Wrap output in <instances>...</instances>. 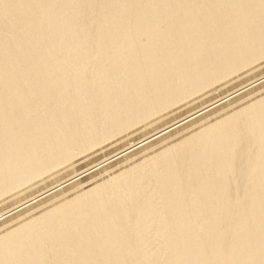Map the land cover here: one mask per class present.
Listing matches in <instances>:
<instances>
[{"label":"bare ground","instance_id":"bare-ground-1","mask_svg":"<svg viewBox=\"0 0 264 264\" xmlns=\"http://www.w3.org/2000/svg\"><path fill=\"white\" fill-rule=\"evenodd\" d=\"M263 65L264 0H0V264H264L263 70L74 168Z\"/></svg>","mask_w":264,"mask_h":264},{"label":"rangeland","instance_id":"rangeland-1","mask_svg":"<svg viewBox=\"0 0 264 264\" xmlns=\"http://www.w3.org/2000/svg\"><path fill=\"white\" fill-rule=\"evenodd\" d=\"M259 61H260V60H259ZM259 61H258V62H259ZM262 61H263V60H262ZM256 62H257V61H256ZM258 62H257V63H258ZM257 63H255V65H256ZM258 64H259V63H258ZM261 64H262V63H261ZM252 65L254 66V64H252ZM253 66H252V67H253ZM257 66H258V65H257ZM255 67H256V66H254V68H255ZM263 68H264V65H263V67L257 68L256 70L254 69L253 71H250L249 73H247V75H244L243 77H239V76H241V73H242L243 71H244L243 73H246L245 70L241 71L240 73L238 72L239 74H237V75H236V73H235V74H233L232 76H230V77L224 79L223 83L221 82L222 84H219V83H218V85H217V82H216V83H214L213 85H210L209 88L206 87V88L204 89L205 91L203 90V92H201V93H203L205 96H203V95H202L201 97L199 96V98H197V99H196L197 96H196V97L191 96V100H190V98H189L188 102H186V103L183 102V103H185V104L180 103V104L174 105L175 107H174L173 105H171L172 108H171V107H167V109L164 110V112H162V113H164L163 115H161V113H159L161 116L167 117V119L164 118V117H162L163 119L158 120V119L161 118V116H160V118H159V115L156 114V115H154V117H155V116H158V118H154V119L157 120V121H156L157 123L154 122V124L150 125V127H149V126L145 127V130H144V128L142 129V127H144V125H145L146 123H149L151 120L153 121V117L150 118L148 121L146 120V121L144 122V123H145L144 125H141V123H140V125H141L142 127H141L139 124H138V126H137V125L133 126V128H134L135 131H133V128L131 127L132 129H129V131L127 130L129 133H127V132H126V133L129 134V135H127L126 137H125L126 134L124 135V133H125L124 131H123L124 133H123V134L121 133V135H120V136H123V135H124V137H123V138L120 137V139H119V138L117 139V136H116V135H118V134H116L114 137H113L112 135H109L108 139H107V136H106V137L103 138V139H104L105 142H107V143L104 142V144H101V143H103V141H104V140L102 139V142H100L101 145H99L98 148H96L97 146H95V147H94L95 149L92 147V148H88V149L82 151L81 154H83V152H85L86 155L89 156V153L87 154V152H88L89 149H90V150L92 149L93 152H91L90 150H89V151H90V153L93 154V155H90V157H88V159L81 161V162H83V163L79 162V163H80L79 165H76V164H75V167H74V168H75V169L83 168V167H81V166H85V165L87 166V165H89V164H91V163L93 164V161H97V160L100 161V159L103 160V158H104L105 156H108V155H109L108 153H111L112 151H114V150H116V149L122 147V145L124 146V144H126V143H128V142H131L133 139H135L136 137H138V136L144 134L145 132H148L149 130L153 129L155 126H159V125L163 124V122L165 123L166 121H169V120H171V119L174 118V117L180 116V115H182L183 113H185V112H187V111H189V110H191V109H194V108L198 107V105H202L203 103H206V102H209V101L215 99L214 102L211 103V104H214V103H216V101L219 102L220 99L223 100V99L227 98V97L224 98L225 95L223 96V93L225 94L226 92L230 91L231 89H233V88L239 86L238 84L241 83L242 81L247 80V79H251V78H253V77L259 75L260 73L264 72V69H263ZM247 69H249V68H247ZM250 69H252V68H250ZM250 69H249V70H250ZM262 70H263V71H262ZM257 71H258V72H257ZM261 71H262V72H261ZM250 73H251V74H250ZM253 73H254V74H253ZM234 75H235V76H234ZM233 76H234V77H233ZM238 77H239V79H238ZM250 77H251V78H250ZM236 78H237V79H236ZM242 78H243V79H242ZM232 79H234L235 82H234ZM229 80H232L231 82H229L230 84H229V83L224 84L226 81H229ZM237 80H238V81H237ZM251 84H252V83H251ZM251 84H249V85H251ZM224 85H225V86L227 85V86L225 87ZM236 85H237V86H236ZM249 85H248V86H249ZM211 86H212V87H211ZM248 86H246V87H248ZM216 87H217L218 89H217ZM246 87H244V88H246ZM210 88H211V89H210ZM221 88H223V89H222L223 91L220 90ZM206 89H207L208 91H207ZM226 90H227V91H226ZM235 90H237V89H234V91H235ZM241 90H243V88H242V89H239L238 92L241 91ZM234 91H233V92H234ZM220 92H221V93H220ZM233 92H232V93H233ZM208 93H209V94H208ZM210 93H211V94H210ZM220 95H221V96H220ZM229 95H230V94H229ZM207 96H208L209 98H208ZM210 96H211V97H210ZM222 96H223V97H222ZM192 97H194V98H192ZM203 97H204V98H203ZM218 97H219V98H218ZM200 98H201V99H200ZM216 98H218V99H216ZM199 99H200V100H199ZM192 100H193V101H192ZM196 100H197L198 102H197ZM191 101H192L193 104L191 103ZM194 101H195V102H194ZM195 103H196V104H195ZM211 104H209L210 107H211ZM183 105H184V106H183ZM185 105H186V107H185ZM207 106H208V105H207ZM207 106L205 107V109L208 108ZM239 106H240V105H238L237 108H240L242 105H241L240 107H239ZM173 107H174V108H173ZM181 107H182V108H181ZM168 108H169V109H168ZM170 109H172V110L170 111ZM178 109H179V110H178ZM168 110H169V111H168ZM175 110H176V111H175ZM180 111H181V112H180ZM171 112H172V113H171ZM165 113H166V114H165ZM170 113H171V114H170ZM167 114H168L169 116H168ZM165 115H166V116H165ZM158 121H159V122H158ZM142 124H143V123H142ZM166 126H167V125H166ZM138 127H139L140 130H139V131H136V130H138V129H137ZM167 127H170V126H167ZM166 129H167V128H166ZM166 129L164 128V130H166ZM141 130H142V131H141ZM164 130H163V131H164ZM125 131H126V130H125ZM160 131H161V130H160ZM136 132H137V134H136ZM134 133H135V134H134ZM157 133H158V132H157ZM157 133H155V134H157ZM159 133H160V132H159ZM119 134H120V133H119ZM132 134H134V135H132ZM153 135H154V134H153ZM153 135H151L150 137H152ZM187 135H188V134H187ZM110 136H111L112 138H114V140H113V141H115L114 143H112V139H111ZM115 137H116V138H115ZM118 137H119V136H118ZM179 138H180V137H179ZM179 138H178V137H177V139L175 138V142H177V141H179V140L181 139V138H180V139H179ZM109 139H110V140H109ZM115 139H116V140H115ZM178 139H179V140H178ZM108 140H109V141H108ZM176 140H177V141H176ZM110 141H111V142H110ZM172 141L174 142V140H172ZM109 142H110L111 144H110ZM116 143H117V144H116ZM108 144L111 145V146L113 145V146L111 147V146H109ZM105 145H106V146H105ZM131 145H132V144H130L129 146H131ZM134 145H135V144H134ZM166 145L168 146L169 143H166ZM166 145H165V146H166ZM101 146H102L103 148H101ZM99 148H100V149H99ZM98 149H99V151H98ZM157 150H158V149H157ZM97 151H98V152H97ZM121 151H122V150H121ZM85 153L83 154V156H86ZM118 153H121V152L118 151V152L115 153L114 155H112V156H110V157H107V159H105V160H107V162L104 161L105 163H107L106 166L113 168V166H114V164H115V161H113V158L117 157V156L119 155ZM102 154H103V155H102ZM101 155H102V156H101ZM80 156H81V155H80ZM86 157H87V156H86ZM111 157H112V158H111ZM78 158H79V157H78ZM78 158H77V159H78ZM80 158L82 159V157H80ZM105 158H106V157H105ZM77 159H76V161H77ZM110 159H111V160H110ZM78 160H79V159H78ZM108 160H109V161H108ZM136 161H138V160H136ZM136 161H135V163H136ZM97 162H98V161H97ZM112 162H113V163H112ZM95 163H96V162H95ZM105 163L102 162V165H104ZM82 164H84V165H82ZM133 164H134V161H133ZM69 165H70V164H69ZM95 165H96V164H95ZM102 165H99V166H102ZM67 166H68V165H66V164L64 165V167H66V168H67ZM64 167L61 166L62 169H66V168H64ZM59 168H60V167H59ZM93 168H94V166L92 167V169H93ZM54 171H55V173L57 172L56 170H54ZM54 171L52 170L53 173H54ZM58 171H59V169H58ZM62 171H64V170H62ZM53 173H52V174H53ZM55 173H54V174H55ZM65 173H67V171H65ZM47 174H48V176H49L50 173H47ZM47 174H45V175H46L45 177H47ZM50 175H51V174H50ZM103 175H104V173H101V172H99V171H93V172H91L90 174H88V178H87L86 180H89V178H90L89 182L94 181L93 183H95V182L99 183V182H101V180L98 181V179L101 178V177H99V176H103ZM43 176H44V175H43ZM41 177H42V176H41ZM41 177H39V179H40ZM93 177H94V178H93ZM96 177H97V178H96ZM42 178H43V177H42ZM42 178H41V179H42ZM57 178H59V176H58ZM61 179H62V178H61ZM43 180H44V178H43ZM73 180H74V179H73ZM96 180H97V181H96ZM39 181H40V180H39ZM39 181L37 180V181H35V182H39ZM58 181H60V178H59ZM62 181H63V180H62ZM48 182H49V181H48ZM48 182H46V183H41V182H40L41 184H39V185H37L35 188L31 189V191H33V192H30V190H28V191H27L28 193H26V191H25V194L21 195V198H23V197L26 196V195H28V196L30 195V196H31V193L34 194L36 189H38V188L44 186V185L47 184ZM56 182H57V181H56ZM101 183H103V182H101ZM101 183H99V184L101 185ZM63 184H64V183H63ZM63 184H61V185H59V186H62ZM65 184H66V182H65ZM90 184H91V183H90ZM95 184H96V183H95ZM99 184H98V185H99ZM29 185L32 186L31 183H30ZM25 186H28V185H25ZM33 186H34V184H33ZM22 187H23V186H22ZM22 187H21V188H20V187H17L16 189H17V190H18V188L22 189ZM28 187H30V186H28ZM16 189H15V192L18 193V191H20V190L17 191ZM23 189H28V188L26 187V188H23ZM34 189H35V190H34ZM21 191H22V190H21ZM49 191H50V190H49ZM49 191H48V192H49ZM76 191H77V190H76ZM76 191H75V192H72L73 194H71V193L68 194L69 196L66 195V198L64 197V199H67L68 197H69V198H72V197H70L71 195H73V197H74V193H76ZM78 191L80 192L81 190H78ZM12 192H13V191H12ZM15 192H14V193H15ZM36 192H37V190H36ZM79 192H77V193H79ZM7 194H8V193H7ZM7 194H6V195H7ZM9 194H10V195H8V196L10 197L12 193H9ZM33 194H32V195H33ZM44 194H46V193H44ZM6 195H5V197L2 196V199H1V197H0V199H1L2 201H3V200H4V201H7L8 198L6 197ZM13 195H15V194H13ZM13 195H12V196H13ZM76 195H77V194H76ZM42 196H44V195L42 194V195L39 196V197L41 198ZM67 196H68V197H67ZM26 197H27V196H26ZM26 197H25V199H27ZM64 199L62 198V199L60 200V202H63ZM67 200H68V199H67ZM4 201H3V202H4ZM26 201H27V200H26ZM26 201H25L24 203H22L23 205H22V204H20V205H19V204L14 205V202H13V205H14V206H13V205H12V206L15 207V209H13V210H11V211L8 210V212H9L8 214H10V213H12L13 211H16V210H18V209H21L22 206L25 205ZM3 202H2V203L0 202V211L3 210V209H5V208H7V207H9V206L11 205L9 202H5V203H3ZM17 202H18V201H17ZM17 202H16V203H17ZM28 202H29V201H27V203H28ZM16 203H15V204H16ZM18 203H19V202H18ZM9 204H10V205H9ZM21 205H22V206H21ZM26 205H27V204H26ZM18 206H19V207H18ZM13 207H12V208H13ZM12 208H11V209H12ZM45 209H46V208L42 209V212H43V210H45ZM5 210H6V209H5ZM31 210H32V211H31ZM37 210H40L39 212H41V209H40V208H39V209H37V208H32V206H31V208L29 207V209H28V208L25 209L21 214H24V215L29 214L30 216H31V214H32V215H34V216H31V217H32L33 219H36V217H35V213L38 212ZM3 211H4V210H3ZM34 211H35V212H34ZM24 212H25L26 214H25ZM27 212H28V213H27ZM4 213H5V212H4ZM4 213L0 214V215H1V216H0V219L3 218V217H5V216L7 215V214H6L7 212L5 213V216H4ZM24 215H23V217L21 216L22 218H21L20 216L17 215V216L20 217V218H17L16 220H15V219H14V220L18 223V222H23V221L26 222V221H25V218H27V217L31 218L29 215H27V217H24ZM38 215H39V213H36V216H38ZM39 216H40V215H39ZM13 218H15V217H13ZM23 218H24V219H23ZM32 218H31V219H32ZM18 219H20V221H19ZM27 219H28V218H27ZM27 219H26V220H27ZM31 219H30V220H31ZM10 220H11V219H10ZM12 220H13V219H12ZM12 220H11V222L14 221V220H13V221H12ZM5 221H7V219H5ZM15 221H14L15 224L9 222V223H7V226L11 224L10 227L13 228V225H15V226L17 227L20 223L16 225V222H15ZM27 221H28V220H27ZM24 222H23V223H24ZM21 224H22V223H21ZM0 226H4V225H0ZM15 226H14V227H15ZM7 228H9V227H7ZM9 229H11V228H9ZM6 231H7L6 228L0 230L1 233H4V232H6ZM149 242H150L151 244H156V243H158V241H156V240L153 239L152 237H149Z\"/></svg>","mask_w":264,"mask_h":264}]
</instances>
